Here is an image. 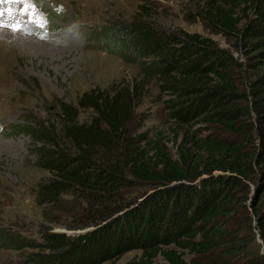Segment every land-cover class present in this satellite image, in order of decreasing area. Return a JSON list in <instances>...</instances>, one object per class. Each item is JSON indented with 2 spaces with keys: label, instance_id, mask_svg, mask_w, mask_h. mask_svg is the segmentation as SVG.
Masks as SVG:
<instances>
[{
  "label": "trees",
  "instance_id": "16d2710c",
  "mask_svg": "<svg viewBox=\"0 0 264 264\" xmlns=\"http://www.w3.org/2000/svg\"><path fill=\"white\" fill-rule=\"evenodd\" d=\"M184 4L183 18L211 35L163 28L141 13L112 22L103 41L157 81L177 124L214 130L186 134L175 157L166 143L130 131L143 98L129 85L60 101L55 122L28 118L5 130L30 135L36 166L50 175L35 188L51 223L40 240L0 228V249L24 251L19 264H101L133 250L141 255L128 264L159 256L156 264H264V0ZM219 34L233 49L212 37ZM86 111L92 116L81 120ZM188 251L199 259L187 260Z\"/></svg>",
  "mask_w": 264,
  "mask_h": 264
},
{
  "label": "rangeland",
  "instance_id": "374dc122",
  "mask_svg": "<svg viewBox=\"0 0 264 264\" xmlns=\"http://www.w3.org/2000/svg\"><path fill=\"white\" fill-rule=\"evenodd\" d=\"M32 2L39 22H28L27 17L17 12L16 17L23 25L20 31L0 28V228L40 240V233L51 223L47 217L49 208L35 203V188L50 175L36 166L37 157L31 150L38 143L22 131L7 135L5 130L27 124L28 118L55 122L56 106L60 101L77 104L80 95L91 89L110 92L129 85L141 90L143 98L136 108L137 118L130 131L147 135V140L166 143L169 153L177 157V148L186 134L195 131L204 135L214 129L205 130L207 124L196 122L183 126L171 119L165 105L168 95L159 90L156 80H143L135 61L126 62L120 56L108 53L103 30L114 21L126 22L146 13L163 28L211 34L201 23H190L183 18L185 0ZM145 5L150 9L143 11L141 6ZM12 7L15 9L19 5L13 4ZM6 22L11 21L6 19ZM16 35L26 37L27 43L28 40L41 43L48 55L20 46L15 41ZM212 37L233 49L230 38L220 34ZM91 116V112L86 111L80 118L86 121ZM252 186L248 182L243 188L248 197L245 204L250 201ZM59 213L63 215L62 221H68V214ZM53 230L72 232L61 225L53 226ZM256 242L261 244L258 238ZM259 252H263V248ZM24 255L22 250L0 249V264H19ZM140 255V250H133L101 264H128ZM185 257L187 260L199 259L189 251L185 252ZM160 262L161 256L154 264Z\"/></svg>",
  "mask_w": 264,
  "mask_h": 264
},
{
  "label": "snow or ice",
  "instance_id": "6c2138e0",
  "mask_svg": "<svg viewBox=\"0 0 264 264\" xmlns=\"http://www.w3.org/2000/svg\"><path fill=\"white\" fill-rule=\"evenodd\" d=\"M13 4L19 5V7L14 9L12 7ZM17 12L21 16L27 17L28 22H39L32 0H0V28L6 27L12 31H20L23 25L20 23L19 18L16 17ZM6 19L11 22H6ZM40 26H42V23Z\"/></svg>",
  "mask_w": 264,
  "mask_h": 264
},
{
  "label": "bare ground",
  "instance_id": "6f19581e",
  "mask_svg": "<svg viewBox=\"0 0 264 264\" xmlns=\"http://www.w3.org/2000/svg\"><path fill=\"white\" fill-rule=\"evenodd\" d=\"M25 32H28V30H25ZM7 33V32H6ZM15 34V33H14ZM10 36V35H9ZM16 37V42H17V44H19L20 46H22V47H24V48H29V49H31V51H33V50H38V51H42V52H44L45 54H46V56L48 55V51H46L45 50V47H44V45H42L41 43H39V42H36V41H34V42H32V41H29L28 40V43H27V39H26V37H23V35H16L15 36ZM64 45V44H63ZM49 51H51V50H49ZM34 53V52H33ZM38 54V53H37ZM32 55H35V54H32ZM41 55V54H40ZM51 55V54H50ZM55 55V54H54ZM53 55V56H54ZM45 56V57H46ZM51 57V56H50ZM43 58V57H42Z\"/></svg>",
  "mask_w": 264,
  "mask_h": 264
},
{
  "label": "water",
  "instance_id": "95a60500",
  "mask_svg": "<svg viewBox=\"0 0 264 264\" xmlns=\"http://www.w3.org/2000/svg\"><path fill=\"white\" fill-rule=\"evenodd\" d=\"M88 230H78L77 232H75V231H72V232H68V233H70V234H72V235H77V234H79V233H85V232H87Z\"/></svg>",
  "mask_w": 264,
  "mask_h": 264
}]
</instances>
